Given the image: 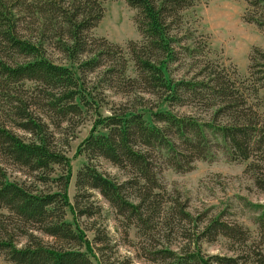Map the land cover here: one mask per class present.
Returning a JSON list of instances; mask_svg holds the SVG:
<instances>
[{"label": "trees", "instance_id": "1", "mask_svg": "<svg viewBox=\"0 0 264 264\" xmlns=\"http://www.w3.org/2000/svg\"><path fill=\"white\" fill-rule=\"evenodd\" d=\"M124 1L142 37L126 47L93 33L104 0H0V255L12 264H99L98 247L66 218L68 210L76 219L98 214L87 202L98 191L137 229L147 262L264 264V203H251L256 237L226 210L191 212L161 178L222 152L246 162L244 174L264 190V114L252 103L264 90V49L253 47L241 76L211 57L207 35L186 25L184 12L197 0ZM246 3L245 22L264 30V0ZM109 90L123 101L103 115ZM91 109L98 116L80 145L89 161L71 203L66 148ZM95 159L127 179L100 171ZM95 235L110 241L100 228ZM221 238L233 255L203 251Z\"/></svg>", "mask_w": 264, "mask_h": 264}, {"label": "rangeland", "instance_id": "2", "mask_svg": "<svg viewBox=\"0 0 264 264\" xmlns=\"http://www.w3.org/2000/svg\"><path fill=\"white\" fill-rule=\"evenodd\" d=\"M103 5L104 16L93 30L96 36L106 37L111 42L125 47L129 40H141L135 22L136 10L129 7L124 0H104ZM246 8V0H197L195 6L184 12L186 25L208 36L211 57L226 65L236 66L241 76L248 75L249 56L253 47L264 49V30L255 24L245 22ZM54 58L60 61L62 56L56 53ZM133 65L130 61L131 74ZM185 70L182 69L183 72ZM97 78L98 75L93 73L88 79L95 81ZM106 94L105 102H101L102 105L98 108V112L103 115L110 114L113 103L123 101L122 95L115 91L109 90ZM252 103H255L264 114V90H261L258 99H252ZM187 111L194 112L192 109ZM98 112L93 109L85 112L82 123L76 127L74 138L66 148L72 170L68 189L71 203H75V196L78 193L77 174L89 161L86 154L81 153L80 145L93 128ZM92 162L100 171L115 177L118 181L127 179L124 171L104 159H95ZM246 165V162L230 161L220 152L213 161H196L194 169L188 172L179 173L167 168L161 178L163 185L169 191L180 195L191 212L210 209L212 214L226 210L228 214L225 218L243 223L257 237L258 225L254 219L258 213L254 211L251 203H264V190L257 187L253 179L244 174ZM13 177L21 180L26 178L21 172H14ZM87 202L92 203L93 207H100V212L91 217L80 216L76 219L71 210H68L66 218L78 222L85 229L94 247H98V252L94 250L96 263L152 264L142 256L139 248L140 238L134 225L127 227L115 208L98 191H93L92 198ZM97 228L102 229L109 238L108 244L96 242ZM177 241H171V246L177 247ZM262 249L264 250V243ZM203 251L210 255L234 254L228 248V241L223 238L214 243L204 242ZM0 264L12 263L5 261L0 255Z\"/></svg>", "mask_w": 264, "mask_h": 264}]
</instances>
